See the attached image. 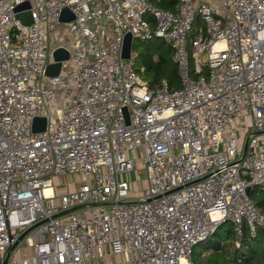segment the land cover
Wrapping results in <instances>:
<instances>
[{
    "label": "built area",
    "instance_id": "obj_1",
    "mask_svg": "<svg viewBox=\"0 0 264 264\" xmlns=\"http://www.w3.org/2000/svg\"><path fill=\"white\" fill-rule=\"evenodd\" d=\"M174 1L0 0V264H194L224 220L236 246L264 230V0ZM56 28L74 40L48 76ZM127 34L171 47L179 89L148 85Z\"/></svg>",
    "mask_w": 264,
    "mask_h": 264
},
{
    "label": "trees",
    "instance_id": "obj_2",
    "mask_svg": "<svg viewBox=\"0 0 264 264\" xmlns=\"http://www.w3.org/2000/svg\"><path fill=\"white\" fill-rule=\"evenodd\" d=\"M153 2L162 9L176 11L174 0H153ZM151 25L153 28V23ZM201 27L202 24L197 19L192 31L195 32ZM131 49L137 53L136 66L144 67L142 77L149 86L159 85L165 81L171 90L179 89L177 65L172 60L173 51L169 45L161 39L153 38L139 43L133 41ZM191 75L194 77L193 69ZM249 195L256 207L264 214V191L256 188ZM224 225L228 228L224 231L223 237L217 236V231L223 229ZM235 240L236 236L231 224L222 223L209 238L200 243L201 251L196 252L194 247L193 263L264 264V230H257L255 236L251 237L244 228L243 235L239 238V246H236Z\"/></svg>",
    "mask_w": 264,
    "mask_h": 264
},
{
    "label": "water",
    "instance_id": "obj_3",
    "mask_svg": "<svg viewBox=\"0 0 264 264\" xmlns=\"http://www.w3.org/2000/svg\"><path fill=\"white\" fill-rule=\"evenodd\" d=\"M25 8H28V4L27 3H22L21 5L17 6L15 10L18 12L21 9H25ZM16 18L24 26H28V25H30L32 23V18H31V15H30V13L28 11L18 12L16 14ZM69 18H70L69 16H65L64 18L62 17L63 20H69ZM131 44H132L131 36L129 34H127L125 36V39H124V42H123V45H122V52H121L122 57L128 58L129 52H130V49H131ZM53 58H54V61L56 63L54 65L53 64L48 65V67L46 69V75H48V76H55V75L58 74L59 68H60V63L59 62L63 61V60H67L68 59V53L64 49L63 50L59 49V50H57V51H55L53 53ZM45 124H46L45 118H39V117L34 118V120L32 121V131L33 132L43 131L44 128H45ZM73 210H75V209H72L71 211H73ZM65 213L66 212L58 214L56 217H59V216L65 214ZM222 222L225 223L227 221L224 220ZM42 223H44V221H41V222L35 224L34 226H32L31 228H29L27 231H25L19 237L18 240L19 241L22 240V238L26 234H28L31 230H33L35 227L39 226ZM13 247L11 249H13ZM10 250L5 255V257H4L3 261L1 262V264H6Z\"/></svg>",
    "mask_w": 264,
    "mask_h": 264
},
{
    "label": "rangeland",
    "instance_id": "obj_4",
    "mask_svg": "<svg viewBox=\"0 0 264 264\" xmlns=\"http://www.w3.org/2000/svg\"><path fill=\"white\" fill-rule=\"evenodd\" d=\"M194 32L191 30L189 33V36L193 37ZM189 37V38H191ZM70 38V37H68ZM72 40V38H70ZM61 39L58 38V41ZM63 40V39H62ZM71 40H69L71 42ZM135 43L141 42L140 40H133ZM83 180V176L79 173H72V174H66L63 176H58L54 179V184L57 185L58 189L61 190H72L76 188L81 181ZM121 181H126L129 183V187L132 194H140L144 188H145V181H144V175L143 170L140 169V166L136 164L135 169L133 172L129 174H125L120 176ZM230 223L229 221H227ZM225 222V223H227ZM228 226L224 225L223 229L217 231V236L223 237L224 231L227 230ZM24 245V242L19 244V248ZM195 251L199 252L201 251L200 244L195 246Z\"/></svg>",
    "mask_w": 264,
    "mask_h": 264
},
{
    "label": "crops",
    "instance_id": "obj_5",
    "mask_svg": "<svg viewBox=\"0 0 264 264\" xmlns=\"http://www.w3.org/2000/svg\"><path fill=\"white\" fill-rule=\"evenodd\" d=\"M68 37L72 38V40ZM58 38H60L61 40L58 41ZM69 40H71V42ZM73 40H74L73 36L62 35L60 29L56 28L50 37V48L53 50L52 51V58H53V53L59 49H62V50L64 49L68 53V58H69V51L68 50L72 51Z\"/></svg>",
    "mask_w": 264,
    "mask_h": 264
}]
</instances>
